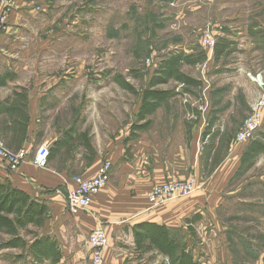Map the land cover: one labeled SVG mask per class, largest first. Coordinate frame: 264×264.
Here are the masks:
<instances>
[{
    "label": "rangeland",
    "instance_id": "374dc122",
    "mask_svg": "<svg viewBox=\"0 0 264 264\" xmlns=\"http://www.w3.org/2000/svg\"><path fill=\"white\" fill-rule=\"evenodd\" d=\"M4 6L0 0V36L4 35L0 60H9L10 74L23 73L21 83L28 90L52 94L71 89L59 103L52 95L46 98L48 113L42 119L44 125H58L62 118L87 128L91 139L101 144H93L95 154L88 151L85 158L107 151L106 141L130 132L137 121L133 111L142 105L143 92L164 58L177 51L206 54L204 63L182 67L199 86L171 81L156 88L175 96L151 116L150 129L137 136L146 142V162L162 166L174 178L171 181L190 180L197 170L205 181L220 174L213 177L215 189L220 190L209 196L215 206L204 207L192 219L188 235L194 261L264 264V152L236 175L252 141L234 147L243 124L264 98V0H16L7 10L3 34ZM207 34L217 42L229 40L234 50L220 58V67L205 47ZM8 70L0 66L1 74ZM117 78L133 91L124 89ZM11 89L10 84L0 87V99ZM248 96L254 101L250 107ZM60 105L65 107L63 114L56 108ZM5 121L0 120V127ZM263 134L264 126L255 140L264 142ZM81 149L78 143L71 146L56 166H68L69 157L81 156ZM234 169L225 184L228 177L223 175ZM145 206L149 209L148 200ZM40 229L29 226L20 236L29 244ZM11 238L0 233V252L10 249L1 245ZM174 238L186 249L185 238ZM15 249H10L11 255L2 253L0 259L21 263L27 248ZM86 258L90 261V256ZM152 259L141 253L126 264H149Z\"/></svg>",
    "mask_w": 264,
    "mask_h": 264
},
{
    "label": "crops",
    "instance_id": "0c3cea01",
    "mask_svg": "<svg viewBox=\"0 0 264 264\" xmlns=\"http://www.w3.org/2000/svg\"><path fill=\"white\" fill-rule=\"evenodd\" d=\"M211 61L208 60V63ZM6 63H9V60H0V66L6 70L9 69V72L0 74L1 76H13L14 79L7 83L12 86V89L3 92L4 96L0 99V103L13 96L16 92L26 89L30 100L28 110L29 125L27 137L21 143L22 147L18 150L12 149L7 146L10 143L11 135L5 134L4 126L7 123V117L5 114H2L0 115V120L5 118L6 121L0 127V139L5 142L8 149L14 152H18L21 149L26 150L29 153V157L14 172L8 169L7 163L0 157V181L9 183L13 188L27 193L32 198L45 202L49 207V213L40 229L39 238H50L57 244L61 256L57 264H92L90 262L91 258L89 259L90 261H87L86 258L90 256V253L89 248L85 245V241L96 228L98 222L105 223L109 241L108 247L103 252V264H126L128 258L142 253L141 250H137L134 237V227L142 223H151L165 227L169 231L170 237L176 241L177 239L174 238L176 235L181 239L185 238V250L187 253H190L188 234L190 227L194 225L192 219L204 207L215 206V202L210 199V195L212 192L220 190L215 189L216 185L213 180L214 176L220 174L217 173L210 180L206 179L205 181V178H202L199 170H197L195 177L198 179L200 188L198 189L199 191H196V194L188 198L166 202L158 208H150L149 206V209H145L148 191L153 186L164 184L174 178L166 174L162 166L151 167L146 162L147 157L143 155V151H146L143 149L146 142L139 141L140 138L137 136V133L146 131L137 130L132 135V127L134 125L140 126L144 123L138 121L141 105L137 110L133 111L137 121L132 122L130 132L118 135L115 140L106 141L104 144L110 145L107 151L101 148L102 151L99 154L85 158L83 155H88V151L90 150L86 147L85 137L82 138L83 134H87V139L92 146L93 144H101L100 140L91 139V134L86 130L87 128L85 129L81 126V123L73 124V121H71L72 123L62 122L61 117L60 123L53 126L44 125L42 119V115L48 113L45 105L46 98L52 95L53 99L59 103L61 100L59 98L68 97L72 92L70 91L71 89L60 88L52 91V94H48L46 91L28 90L21 83L25 79L23 73L15 72V75L10 74L11 70L10 68H6ZM214 63L216 65L217 62L215 61ZM218 66H221L220 62ZM251 81V86L256 88V82L254 80ZM253 103L252 96H248V106H252ZM56 108L60 114L66 111L65 107L61 105ZM68 112L76 113L74 110H69ZM148 118L153 122L151 116ZM72 128H75L76 132L73 136L75 141L70 143V147L77 143L80 144L82 148L81 156H77L76 159L69 157L67 160L68 166L64 168L57 167L55 164L56 160L70 150V147L67 146L58 153L51 167L48 169L39 168L34 163V154L37 150L42 146L51 149ZM97 136L99 137L100 134ZM132 143L136 145V148H132ZM93 149L92 153L94 155ZM128 154H130L131 158L128 157ZM87 160H89V164H85ZM105 160L112 161L114 165L110 182L93 199L87 212L81 213L76 217L68 215L66 212V197L69 188L73 186V176L92 179L96 176L99 167ZM192 169H196V166H193ZM234 172H236L235 169L231 174L228 171L223 175L228 177L225 184L230 181ZM26 248V259H22L19 264H26V261L27 264H53L51 259L43 258V261L34 260V256L29 251V246ZM2 253H9L8 255H11L10 253L12 252H10V249H1L0 255ZM143 254L146 257H153L149 264H170L169 257L160 254L157 250H151ZM9 262L0 259V264H9Z\"/></svg>",
    "mask_w": 264,
    "mask_h": 264
},
{
    "label": "trees",
    "instance_id": "16d2710c",
    "mask_svg": "<svg viewBox=\"0 0 264 264\" xmlns=\"http://www.w3.org/2000/svg\"><path fill=\"white\" fill-rule=\"evenodd\" d=\"M231 46L229 40L217 42L214 51V59L217 63L220 62L222 56L234 52ZM205 55L187 54L183 51H177L163 59L150 81V88L143 92V101L138 115V121L144 123L140 126L134 125L132 127V135L137 130L144 131L149 129L152 121L148 117L155 114L163 104L175 96L174 92L170 90H157L156 88L158 86L168 84L171 81L179 82L188 87H197L200 85V82L185 74L182 71V67L184 65L196 66L204 63L207 56ZM12 79L13 76H1L0 74V87L6 86L7 82ZM116 81L124 89L130 92L133 91L132 87L126 82H121L119 78ZM29 105L30 100L26 89L21 92H16L13 96H10L4 102L0 103V115L5 114L7 117V123L4 126L5 134L11 135L10 143L7 146L12 149L18 150L21 148V143L27 137ZM75 132V128L67 131L63 138L51 147L49 163L54 161L64 147H70V143L75 141L73 138ZM86 135L83 134L82 138L85 137L86 147L92 151L93 146ZM262 152H264V142L261 140L252 141L251 146H249L241 158L240 169L236 175L246 167L253 166L255 159ZM48 213L49 207L45 202L32 198L27 193L13 188L9 183L0 181V233L3 232L12 237L9 242L1 245L3 248L25 249L29 246V251L36 261H43L44 258L51 259L53 264H57L61 258L60 252L57 244L50 238H39L37 236L31 244H28L20 236V231L27 229L29 226L41 228ZM192 228L190 227V230ZM134 237L137 250H141L142 253L157 250L160 254L169 257L170 264H197L193 256L187 253L185 248L180 246L175 239H172L169 231L163 226L142 223L134 227Z\"/></svg>",
    "mask_w": 264,
    "mask_h": 264
},
{
    "label": "built area",
    "instance_id": "2783aa9c",
    "mask_svg": "<svg viewBox=\"0 0 264 264\" xmlns=\"http://www.w3.org/2000/svg\"><path fill=\"white\" fill-rule=\"evenodd\" d=\"M16 0H3L4 9L1 13V29L3 34L7 32V16L13 8ZM2 36H0V45L2 44ZM217 40L207 34L205 39V47L210 51V55H214ZM259 83L260 81L257 80ZM260 84V83H259ZM260 87L262 85L260 84ZM264 126V98L253 108L251 115L247 118L239 131L234 147L241 146L255 140L257 134ZM29 153L26 150L11 152L3 141H0V157L7 163L8 169L12 172L16 171L27 159ZM50 149L42 147L34 157V163L39 168H46L49 165ZM114 170L112 161L105 160L99 167L97 174L92 179H84L80 176L72 178L73 186L69 188L66 197V212L72 217H76L81 213L89 210L93 199L101 193V191L110 182ZM199 189L198 179L196 177L187 181H168L152 187L147 193V200L151 208H155L166 202L188 198ZM85 245L89 248L92 264H103V252L109 245L106 233L105 223L98 222L96 228L89 234L85 241Z\"/></svg>",
    "mask_w": 264,
    "mask_h": 264
}]
</instances>
